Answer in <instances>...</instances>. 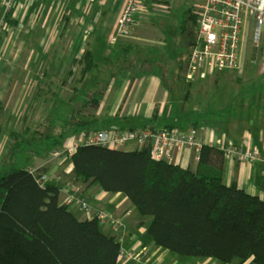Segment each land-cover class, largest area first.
Listing matches in <instances>:
<instances>
[{"label": "trees", "instance_id": "1", "mask_svg": "<svg viewBox=\"0 0 264 264\" xmlns=\"http://www.w3.org/2000/svg\"><path fill=\"white\" fill-rule=\"evenodd\" d=\"M192 10H186L191 24L184 29L190 51L198 34V14ZM4 19L13 24L10 14ZM134 49L137 56L147 51ZM79 63L82 74L98 66L94 50H84ZM46 94L40 87L38 96ZM75 108L61 109L58 117L35 130L26 126L11 134L15 144L8 166L0 167V264L119 263L122 243L115 233L104 231L96 216L78 218L62 202L57 184H39L37 176L47 168L34 175L16 166L25 148L46 156L64 147L69 130L90 131L94 121ZM198 157L194 169L154 158L150 146L126 151L81 145L70 155L71 176L98 182L109 193H125L144 224L152 219L149 235L165 250L197 261L264 264V200L225 183L227 150L203 144Z\"/></svg>", "mask_w": 264, "mask_h": 264}, {"label": "crops", "instance_id": "2", "mask_svg": "<svg viewBox=\"0 0 264 264\" xmlns=\"http://www.w3.org/2000/svg\"><path fill=\"white\" fill-rule=\"evenodd\" d=\"M170 1L146 0L144 8H151L156 4L168 5ZM67 3L78 9L86 6L84 0H71ZM90 6L97 11V23L109 8L108 13L114 15L110 24L114 28L110 40L114 44L122 40L123 45H118V49L110 56L99 57L96 52L98 66L89 73L82 74L80 66H76L70 77L72 83L77 82L78 85L68 99L61 97L50 84L44 87L47 94L43 97L37 94V99L47 96L56 98L57 95L58 102L48 111L47 121L58 117L61 109L71 111L78 107L81 117L94 121L90 131L178 128L188 133L197 129L202 144L228 151L234 146L244 145L247 137H250L252 146L264 152V36L261 45H255L254 23L251 19L247 20L244 27L238 67L217 70L190 83L186 80L189 62L187 57L190 52L187 32H184L187 37L186 45H131L133 43H126L127 34L120 35L117 41H113L125 0H108L104 5ZM190 8L198 14V1L196 6H189L186 10ZM6 14L4 13V17ZM86 15L84 13V17ZM16 23V20L13 21V24ZM137 23L138 15L133 28ZM189 26L185 23L182 30ZM137 46L145 47L147 51L137 56L139 51L134 49ZM94 48L98 50L99 46L93 45V50ZM78 75L80 77L77 80ZM69 78L63 83L71 81ZM68 87V84H63L61 88ZM14 130L10 133L11 138ZM84 131L86 130L75 133L71 129L67 136L73 137ZM138 148L139 145L132 143L120 149L133 151ZM27 150L25 148L21 153L28 152ZM60 153L61 147L49 151L46 156L29 152L28 168H47L48 172L62 175L61 179L50 182L60 187L62 200L70 193H77L81 186V195L86 198L93 211L87 212L78 204L70 205L78 218H92L97 211L119 214L126 226L124 247L127 251L137 252L138 257L123 259L120 256L118 264H221L218 259L213 258L195 261L192 257L180 256L155 244L148 231L152 219L146 218L144 224L125 193H109L98 182H83L72 177L73 163L70 155ZM177 156V164L196 169L199 149L186 148ZM224 180L227 185L237 184L246 192L264 200V164L244 162L235 155H228ZM102 228L106 232H113L110 227L103 225Z\"/></svg>", "mask_w": 264, "mask_h": 264}, {"label": "rangeland", "instance_id": "3", "mask_svg": "<svg viewBox=\"0 0 264 264\" xmlns=\"http://www.w3.org/2000/svg\"><path fill=\"white\" fill-rule=\"evenodd\" d=\"M196 5L197 0H173L168 5L141 8L138 25L127 34L126 43L186 45L182 26L191 22L186 21L185 13L187 7ZM109 11L108 8L107 16L97 23L95 7L87 4L78 9L67 2L21 3L10 10L11 19L17 22L11 24L4 19L0 7V167L8 166L9 150L15 144L11 131L26 126L35 130L48 122V111L58 104L57 95L37 99L40 87L50 84L61 97L68 99L78 85L72 83L70 75L84 50L97 45L99 49L94 48L95 53L105 57L123 45L122 40L117 44L110 40L114 15ZM68 78L71 81L63 83ZM63 84H68V89L61 88ZM29 164V151L20 152L16 166L28 168Z\"/></svg>", "mask_w": 264, "mask_h": 264}, {"label": "built area", "instance_id": "4", "mask_svg": "<svg viewBox=\"0 0 264 264\" xmlns=\"http://www.w3.org/2000/svg\"><path fill=\"white\" fill-rule=\"evenodd\" d=\"M39 1L45 0H0V7H3L5 14H10V10L18 4ZM54 1L62 3L71 0ZM84 1L87 5H104L108 0ZM197 1L198 34L190 51L186 71V80L190 83H195L200 76L207 77L217 70H231L238 67L244 27L248 19L254 23L255 45H261L264 36V0ZM145 2L146 0H125V7L113 41H117L120 35H126L132 30L139 10L144 8ZM132 143L139 145V148L150 146L154 158L175 163H177L178 153L182 150L186 148L200 149L203 145L197 129H192L188 133L182 132L178 128L106 129L84 131L70 137L64 147H61L60 154L71 155L81 145H102L111 149H120L124 145ZM228 155H235L244 162L264 164V152L252 146L250 137H247L244 145L230 148ZM28 169L32 174L37 175L38 170L35 167ZM61 178L62 175L51 171L37 176L41 185ZM81 190L82 188L79 186L77 193H70L62 202L69 206L78 204L85 211L92 212L93 208L81 195ZM95 216L102 226L110 227L122 243L121 257L123 259L138 257L137 252L127 251L124 247L126 226L119 218L118 213L97 211Z\"/></svg>", "mask_w": 264, "mask_h": 264}]
</instances>
